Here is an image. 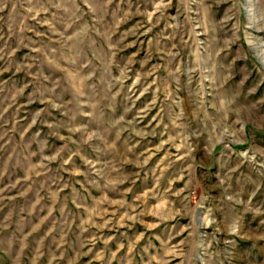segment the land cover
Masks as SVG:
<instances>
[{
	"label": "rangeland",
	"instance_id": "1",
	"mask_svg": "<svg viewBox=\"0 0 264 264\" xmlns=\"http://www.w3.org/2000/svg\"><path fill=\"white\" fill-rule=\"evenodd\" d=\"M0 264H264V0H0Z\"/></svg>",
	"mask_w": 264,
	"mask_h": 264
}]
</instances>
